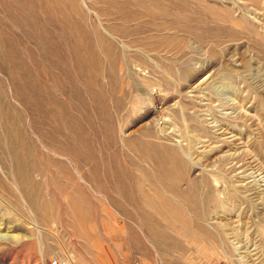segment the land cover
Listing matches in <instances>:
<instances>
[{
  "label": "rangeland",
  "instance_id": "rangeland-1",
  "mask_svg": "<svg viewBox=\"0 0 264 264\" xmlns=\"http://www.w3.org/2000/svg\"><path fill=\"white\" fill-rule=\"evenodd\" d=\"M0 37V264H264V0H0Z\"/></svg>",
  "mask_w": 264,
  "mask_h": 264
},
{
  "label": "bare ground",
  "instance_id": "bare-ground-1",
  "mask_svg": "<svg viewBox=\"0 0 264 264\" xmlns=\"http://www.w3.org/2000/svg\"><path fill=\"white\" fill-rule=\"evenodd\" d=\"M139 19H141V17H140V15L138 14V13H130L129 15H128V18H126V20L125 21H136V20H139ZM126 33V32H125ZM128 33V32H127ZM68 46V45H67ZM19 49V48H18ZM9 50L10 51H12V47H11V44H10V46H6V43H5V41L3 40V38H1L0 37V66L2 67V68H5V69H8L9 70V72H10V74L11 75H15V70L17 69H15V67H13V66H7V64H6V62H5V55L6 54H8V52H9ZM20 50V49H19ZM26 51V50H25ZM70 51V50H69ZM27 52V51H26ZM11 54V53H10ZM10 57V56H9ZM70 57H71V55H70ZM112 58V57H111ZM9 59V58H8ZM47 60V59H46ZM71 61H72V59H71ZM152 62V61H151ZM49 64V63H48ZM106 67V66H105ZM127 71V70H126ZM49 78V77H48ZM108 87V86H107ZM10 89V88H9ZM11 90V89H10ZM55 90L57 91V89L55 88ZM12 91V90H11ZM141 91V90H140ZM12 93V92H11ZM117 93V92H116ZM12 95V94H11ZM12 99V98H11ZM13 100V99H12ZM13 102H15V101H13ZM16 103V102H15ZM20 106V105H19ZM25 107V110L27 109L28 111H29V107L28 106H24ZM69 107V106H68ZM71 107V106H70ZM72 108V107H71ZM33 109V108H32ZM11 110H12V112H11V114L9 115L10 117H11V120H12V125H15L14 124V120H15V118H18V116H20V111H18V110H16L15 108H12L11 107ZM21 110H23V109H21ZM66 110V109H65ZM70 110V109H69ZM25 112H27V111H25ZM72 112V111H71ZM47 115H50L48 112L47 113H45V116H44V118L45 119H48L49 118V116H47ZM30 118V117H29ZM28 118V119H29ZM96 118V117H95ZM27 123H29V120H27ZM32 124V123H31ZM29 127H31L30 125H28ZM36 126V125H35ZM39 127V126H38ZM97 128V127H96ZM49 130V129H48ZM97 130V129H96ZM101 131V130H100ZM227 132V131H226ZM3 133V132H2ZM33 133V132H32ZM102 133V132H101ZM36 134V133H35ZM225 134V133H224ZM34 135V134H33ZM35 136V135H34ZM37 137V136H36ZM90 137V136H89ZM85 138V137H84ZM38 139V138H37ZM96 139V138H95ZM103 139V138H102ZM5 140H6V138H5ZM41 140V139H40ZM239 140V139H238ZM40 142V141H39ZM44 143V142H43ZM103 143V142H102ZM40 145H41V143H39ZM92 144H93V142H92ZM177 145V144H176ZM42 146V145H41ZM45 146V145H44ZM104 146V145H103ZM48 147V146H47ZM41 148H43V147H41ZM45 148H46V146H45ZM104 148V147H103ZM7 149V148H6ZM45 150H47V149H45ZM49 150V149H48ZM130 151V150H129ZM159 151H163L162 149L161 150H159ZM47 153V152H46ZM51 153V152H50ZM163 153V152H162ZM82 155V154H81ZM1 156H2V154H1V152H0V159H1ZM251 156V155H250ZM60 157V156H59ZM79 157H80V155H79ZM138 157V156H137ZM140 159V158H139ZM138 159V160H139ZM66 162H67V160H66ZM71 162V161H70ZM149 162L150 163H154V164H159L163 169H164V171H165V173L168 175L169 174V172H170V170H168V168L166 167L168 164H169V159L168 158H166V157H162L161 155H157V154H155V155H152L151 156V159L149 158ZM4 163V162H3ZM2 163V161H0V169H2V171L5 173V171H4V168L6 167L5 166V164H3ZM239 164V163H238ZM152 165V164H151ZM192 165V164H191ZM12 166V165H11ZM72 166V165H71ZM75 166V165H74ZM94 166V165H93ZM111 166V165H110ZM139 166V165H138ZM73 167V166H72ZM108 168H109V166H108ZM112 168V167H111ZM150 168V167H149ZM105 169V168H104ZM131 169V168H130ZM75 170H76V168H75ZM112 170V169H111ZM153 170V169H152ZM153 173V172H152ZM111 174H112V172H111ZM155 174V173H154ZM80 178H81V176H80ZM8 179V178H7ZM82 180V179H81ZM103 180V179H102ZM106 180V179H105ZM157 180V179H156ZM0 182H2V180H1V177H0ZM17 183V182H16ZM202 185V184H201ZM251 185V184H250ZM118 186V185H117ZM162 187V186H161ZM165 190V189H164ZM203 190V189H202ZM201 190V191H202ZM116 192H117V190H116ZM204 192V191H203ZM202 194V193H201ZM129 195V194H128ZM169 195V194H168ZM171 195V194H170ZM200 195V194H199ZM174 196V195H173ZM204 195H202V197H203ZM201 198V197H200ZM202 200H204V199H202ZM198 201V200H197ZM205 204V203H204ZM134 205L138 208V203H134ZM203 207V206H202ZM186 209H188V208H186ZM214 209V208H213ZM204 210V209H203ZM31 211V210H30ZM33 213V212H32ZM204 213H205V211H204ZM203 213V214H204ZM30 214H31V212H30ZM206 214V213H205ZM138 217V216H137ZM206 218H207V216H205ZM195 222V221H194ZM134 223V222H133ZM136 225V224H135ZM146 227H148V228H151L152 230H155L156 228H157V226H155V225H152V224H150L149 222H147L146 224ZM39 228V227H38ZM142 232V231H141ZM147 239H149V237L147 238ZM43 240V239H42ZM145 240V239H144ZM180 240V239H179ZM75 242V241H74ZM82 242V241H81ZM146 242V241H145ZM151 243V242H150ZM147 244H149L148 242H147ZM151 245V244H150ZM153 245V244H152ZM152 247V246H151ZM154 247V246H153ZM69 262V261H68ZM68 264H71L70 262L68 263Z\"/></svg>",
  "mask_w": 264,
  "mask_h": 264
},
{
  "label": "built area",
  "instance_id": "built-area-1",
  "mask_svg": "<svg viewBox=\"0 0 264 264\" xmlns=\"http://www.w3.org/2000/svg\"><path fill=\"white\" fill-rule=\"evenodd\" d=\"M69 262L64 259H53L51 260V264H68Z\"/></svg>",
  "mask_w": 264,
  "mask_h": 264
}]
</instances>
